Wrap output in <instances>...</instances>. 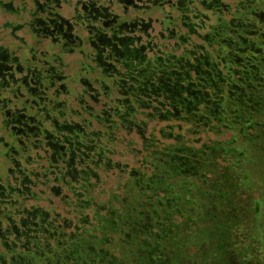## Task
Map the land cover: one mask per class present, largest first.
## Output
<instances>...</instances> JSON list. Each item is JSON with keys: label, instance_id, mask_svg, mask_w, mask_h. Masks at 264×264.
Returning <instances> with one entry per match:
<instances>
[{"label": "flooded vegetation", "instance_id": "obj_1", "mask_svg": "<svg viewBox=\"0 0 264 264\" xmlns=\"http://www.w3.org/2000/svg\"><path fill=\"white\" fill-rule=\"evenodd\" d=\"M229 10L223 0H0V264H60L52 197L82 138L126 94L264 83V15ZM179 40L181 59L158 63Z\"/></svg>", "mask_w": 264, "mask_h": 264}, {"label": "trees", "instance_id": "obj_2", "mask_svg": "<svg viewBox=\"0 0 264 264\" xmlns=\"http://www.w3.org/2000/svg\"><path fill=\"white\" fill-rule=\"evenodd\" d=\"M229 11L256 22L264 0H234ZM181 45L162 49L158 63L175 64ZM194 84L131 91L112 106L119 118L82 138L76 170L56 196L60 264H264L255 255L264 83H234L230 92Z\"/></svg>", "mask_w": 264, "mask_h": 264}, {"label": "rangeland", "instance_id": "obj_3", "mask_svg": "<svg viewBox=\"0 0 264 264\" xmlns=\"http://www.w3.org/2000/svg\"><path fill=\"white\" fill-rule=\"evenodd\" d=\"M225 2H228V3H231L233 2L234 0H223ZM262 188L261 185H257L255 187V189L258 191H260ZM257 192L253 193V196L257 197ZM52 200L55 201L54 205L56 206L57 203H58V198L56 197H52ZM43 205L47 206L46 203H44ZM263 207V206H262ZM264 209V208H263ZM263 209H262V214H261V218L264 217V212H263ZM260 239L262 240V242H258L256 243L255 245L258 246V248L255 249L256 246H254V249H255V255L256 257L258 258L257 260H261L262 262H264V228H261L260 230ZM258 244V245H257ZM232 246H234V244H232ZM230 246V248L232 247ZM233 248V247H232ZM262 249V250H261ZM260 251V252H259ZM262 251V252H261ZM259 252V253H258Z\"/></svg>", "mask_w": 264, "mask_h": 264}]
</instances>
